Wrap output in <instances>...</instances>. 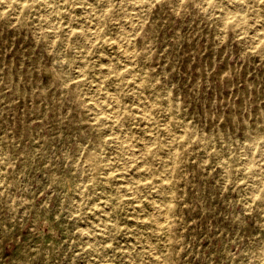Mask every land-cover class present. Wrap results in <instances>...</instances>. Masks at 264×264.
I'll return each instance as SVG.
<instances>
[{"label": "rangeland", "instance_id": "374dc122", "mask_svg": "<svg viewBox=\"0 0 264 264\" xmlns=\"http://www.w3.org/2000/svg\"><path fill=\"white\" fill-rule=\"evenodd\" d=\"M0 264H264V0H0Z\"/></svg>", "mask_w": 264, "mask_h": 264}, {"label": "bare ground", "instance_id": "6f19581e", "mask_svg": "<svg viewBox=\"0 0 264 264\" xmlns=\"http://www.w3.org/2000/svg\"><path fill=\"white\" fill-rule=\"evenodd\" d=\"M131 4H132V3H131ZM141 4H142V3H141ZM132 5H133V4H132ZM145 5H146V4H145ZM140 6H141V8L143 7L142 5H140ZM235 6H236V5H235ZM131 7H132V6H131ZM136 9H137V8H136ZM126 14H127V13H126ZM127 15L130 16V14H127ZM127 15H126V17H127ZM136 16H137V15H136ZM132 18H133V17H132ZM134 18H135V16H134ZM127 19H128V18H127ZM137 19H138V17H137ZM90 20H92V19H90ZM135 20H136V19H135ZM87 21H89V19L86 20V22H87ZM128 21H129V20H128ZM133 21H134V20H133ZM91 22H92V21H91ZM91 22H90V23H91ZM96 22H97V21H96ZM134 22H135V21H134ZM87 23H89V22H87ZM136 23H137V22H136ZM95 24H96V23H95ZM128 24H129V23H128ZM128 24H127V26H128ZM86 25H87V24H86ZM90 25H91V24H89V25H87V26H90ZM92 25H93V24H92ZM92 25H91V26H92ZM130 25H133V24L130 23ZM134 26H135V25H134ZM94 27H95V26H94ZM95 28H96V27H95ZM95 28H93V29L96 30ZM97 29H99V28H97ZM126 29H128V27H127ZM129 30H130V29H129ZM94 33H95V32H94ZM94 33H93V34H94ZM94 36H95V35H94ZM116 37H117V36H116ZM258 38H259V37H258ZM118 39H122V38H121V37L119 38V36H118ZM118 39H117V40H118ZM124 40H125V39H124ZM121 41H123V40H121ZM118 42H119V41H118ZM125 43H126V42H125ZM118 44H120V43H118ZM124 45H125V44H124ZM128 45H129V43H128ZM128 45H127V47H129ZM119 47H120V46H119ZM123 48H124V47H123ZM124 49H125V48H124ZM124 49H123V50H124ZM126 51H127V49H126ZM129 51H130V50H129ZM129 51H127V52L129 53ZM122 52H123V51H122ZM127 52H125V53H127ZM125 55H126V54H125ZM130 55H133V54H130ZM127 56H128V55H127ZM130 57H132V56H130ZM98 90H99V89H98ZM99 95H101V94H99ZM112 97H113V96H112ZM114 97H115V96H114ZM102 98H103V97H102ZM112 99H113V98H112ZM94 100H95V98H94ZM96 101H97V99H96ZM101 101H102V100H101ZM108 101H109V99H108ZM113 101H114V100H113ZM106 102H107V101H106ZM100 103H101V102H100ZM97 104H98V103H97ZM103 104H104V103H103ZM117 105H118V104H117ZM104 106H105V105H104ZM107 106H108V105H107ZM107 106H106V107H107ZM109 106H110V105H109ZM111 106H112V105H111ZM113 106H114V105H113ZM115 107H117V106H115ZM141 107H142V105H141ZM109 108H110V107H109ZM145 108H146V107H145ZM145 108H144V109H145ZM102 109H103V108H102ZM146 111H147V109H146ZM110 112H111V111H110ZM112 112H113V110H112ZM116 112H117V110H116ZM113 113H114V112H113ZM116 114H117V113H116ZM134 151H135V150H134ZM132 153H133V152H132ZM132 155H133V154H132ZM260 159H261V157H260ZM252 177H253V176H252ZM258 183H259V182H258ZM117 186H118V185H117ZM259 186H260V185H259ZM252 189H253V188H252ZM132 191H133V190H132ZM131 194H132V193H131ZM157 209H159V208H157ZM153 210L156 211V209H153ZM157 211H159V210H157ZM157 211H156V212H157ZM160 211H161V210H160ZM167 213H168V212H167ZM161 216H163V215H161ZM163 217H164V216H163ZM153 218H154V217H153ZM155 219H158V218L156 217ZM161 219H162V217H161ZM161 219H160V220H161ZM101 222H102V220H101ZM159 222H160V221H159ZM99 228H100V227H99ZM105 228H106V227H105ZM105 230H106V229H105ZM93 236H94V235H93ZM154 253H155V252H154ZM155 255H156V254H155ZM154 258H155V257H154ZM162 261H163V260H162Z\"/></svg>", "mask_w": 264, "mask_h": 264}]
</instances>
